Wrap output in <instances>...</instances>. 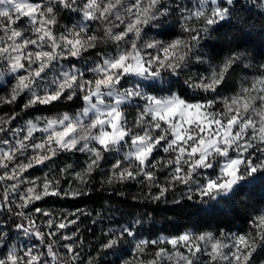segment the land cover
Wrapping results in <instances>:
<instances>
[{
    "label": "snow or ice",
    "instance_id": "snow-or-ice-1",
    "mask_svg": "<svg viewBox=\"0 0 264 264\" xmlns=\"http://www.w3.org/2000/svg\"><path fill=\"white\" fill-rule=\"evenodd\" d=\"M240 3L0 0V217L11 221L0 220V264H264V204L252 200L264 192V52L236 35ZM60 101L82 107L12 127ZM65 153L86 155L79 170L56 163ZM95 175L147 189L133 199L187 203L197 219L153 238L142 235L153 215L137 214L102 229L84 258L92 213L38 204L88 196ZM241 206L246 227L199 222Z\"/></svg>",
    "mask_w": 264,
    "mask_h": 264
},
{
    "label": "trees",
    "instance_id": "trees-1",
    "mask_svg": "<svg viewBox=\"0 0 264 264\" xmlns=\"http://www.w3.org/2000/svg\"><path fill=\"white\" fill-rule=\"evenodd\" d=\"M261 3L262 0H241L239 13L246 18L247 23L243 25V32L236 31L240 43L256 54L264 52V10H261L259 7ZM81 107L82 103L80 101H60L54 105L38 106L36 110H30L27 116H22L19 120L35 115H55L63 112L73 114ZM8 110L7 108L4 109V111ZM129 119H132V117L129 116ZM82 155L80 153L73 155L65 153L57 161L76 164L81 160ZM101 179L100 175L94 176L93 191L88 196L76 199L49 198L43 204H38L48 208L70 210L81 208L86 212L92 213V216L87 218L82 217L84 224L80 229L86 248L91 254L95 253V249L92 246L95 245L98 248L102 238L100 230L96 226L97 223H92L98 212L101 213L103 218H108V215L113 216L116 222L130 221L137 214L151 213L154 221L145 220L142 233L147 236L152 235L153 237L160 233L169 234L182 231L185 225L197 219L190 215L192 207L187 203L183 204L184 210L181 211L171 203H149L142 199H133V197H141L142 193L146 192L147 189L135 182H129L126 185H104L102 187L100 183ZM120 192H123L124 195H119ZM252 200L258 204H264V192L259 189L254 190ZM235 203H238V201ZM249 211L250 209L246 210L241 206L237 213L231 214L227 218L219 214L215 216H202L199 222L205 227L208 225H211L213 228L217 226L230 227L234 231L236 228L246 227L245 221L248 219ZM2 218H8V226H10L11 221L8 215L4 214ZM229 220L231 224L228 223ZM89 253L86 252L84 258Z\"/></svg>",
    "mask_w": 264,
    "mask_h": 264
},
{
    "label": "rangeland",
    "instance_id": "rangeland-1",
    "mask_svg": "<svg viewBox=\"0 0 264 264\" xmlns=\"http://www.w3.org/2000/svg\"><path fill=\"white\" fill-rule=\"evenodd\" d=\"M262 3H264V0H262ZM76 19H78L77 16H75L74 14H70V13H68V14H65V20L62 21V23L67 22V23H69V25H71L72 23L75 22ZM92 26L95 27V24H93ZM75 60H76V58H70V62H74ZM80 63L83 64V61H81ZM61 64H65V61H64V60H60V61H58V62H57V67H59ZM193 71H196V69H193ZM53 74H54L53 72H49V73H48V76L51 77ZM181 79H183V77H182ZM63 113H64V112H63ZM73 114H74V113H73ZM55 115H57V114H55ZM55 115H35V116L51 117V116H55ZM35 116H33V117H35ZM29 118H32V117H26V118H24V119H22V120H18V121H16V123L13 124L12 127H17V126H19V125H22V124H23V121L26 120V119H29ZM80 154H82V153H80ZM160 154L162 155L163 153H160ZM85 158H86V155L83 154L81 160H79V162H77V163L75 164V165H77V170H79V165H81V164L83 163V161L85 160ZM56 163H57L58 165H61V166H62V163H64V162H63V161H56ZM104 167L107 168L108 165L105 164ZM45 171H47V168H44L43 166H40V167H38V168H36V169L29 170V175H30V176H38V175H42L43 172H45ZM158 176H159V178H160L161 180H163V175H161V174L158 173ZM66 179H67V178H66ZM64 186L67 187V183H65ZM0 187H2V185H0ZM38 206H42V205H38ZM42 207H44V206H42ZM52 209L59 210V208H53V207H52ZM109 217H111V220H109ZM0 220H3V221L6 222V223L4 224V227L7 229V228L9 227V226H8V224H9V223H8V218H7V219H4V218L0 217ZM18 222H19V221H18ZM124 222H125V221H120L119 223H124ZM83 224H84L83 221L80 222V225H79V226H80V229L83 227ZM96 226H97L98 230H100V234L102 235V231H101L102 229H106V228L109 227V226H116V219H115L113 216H109V215H108V218L100 219V220L97 222V225H96ZM11 230H12L13 232L17 231L15 228H12ZM161 234H163V233H160V234H158V235H161ZM142 235H143V236H147V235H145V234H143V233H142ZM164 235H167V234H164ZM153 238H154V237H153ZM20 240L27 242V238H25V237H23V236L20 237ZM86 252L89 253V252H88V249L86 248V245H85V248H84V254H85ZM94 254H95V253H93V255H94ZM86 257H87V256H86ZM107 259H108V260H113L114 257L109 256V257H107Z\"/></svg>",
    "mask_w": 264,
    "mask_h": 264
}]
</instances>
